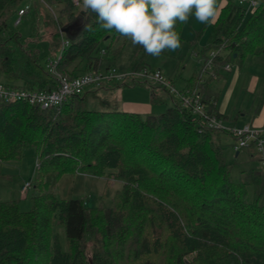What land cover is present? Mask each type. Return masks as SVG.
Wrapping results in <instances>:
<instances>
[{
	"label": "trees",
	"instance_id": "obj_1",
	"mask_svg": "<svg viewBox=\"0 0 264 264\" xmlns=\"http://www.w3.org/2000/svg\"><path fill=\"white\" fill-rule=\"evenodd\" d=\"M23 1L0 0V75L21 82L20 88L51 92L58 80L49 72L50 59L45 56L43 64L37 48L8 24ZM56 3L70 22H79L77 32L51 33V50H60L63 39L69 42L56 55L58 75L72 80L101 72L104 59L119 58L123 47L114 43L126 38L100 28L95 15L72 0ZM210 24L201 68L182 92L198 90L206 112L223 120L209 83L227 64L264 55V0L252 13L238 0H219ZM219 48L202 74L208 54ZM147 59L140 48L129 72L150 69ZM134 85L151 90L153 105L161 102L156 86L167 91L126 81L91 87L60 108L0 103V160L20 159L32 148L38 168L30 210L22 211L16 200L0 202V264H264V169L257 167L262 155L251 153L249 167L235 170L224 157L222 131L201 127L177 98L162 114L141 115L100 96ZM84 170L122 184L112 207L90 209L81 199L58 198L60 177ZM93 218L97 225L90 229ZM56 225L65 227L66 251L54 235ZM84 240L96 244L91 258Z\"/></svg>",
	"mask_w": 264,
	"mask_h": 264
},
{
	"label": "rangeland",
	"instance_id": "obj_2",
	"mask_svg": "<svg viewBox=\"0 0 264 264\" xmlns=\"http://www.w3.org/2000/svg\"><path fill=\"white\" fill-rule=\"evenodd\" d=\"M58 1L51 0L50 3H46L44 0H24L21 6L22 8L25 9L28 6L34 5L36 6L35 10L28 11L21 19L19 25H17V21L19 20L18 16H13L8 20V24L19 32L30 46L37 48L42 60L45 56H48L50 60H54L56 55L58 57L61 56V48L57 51L50 49V41L52 40L50 38L51 33H59L62 37L65 34L63 32L64 29H70L72 33L79 30L78 20L70 22L67 15L63 14V6L56 3ZM78 8L80 11L82 10L80 7ZM46 22L49 27L46 25ZM177 30L180 32L182 47L176 51L164 52L159 57L148 55L147 63L151 71L160 70L166 80L174 82V87L177 91H182L186 88L187 82L195 75L197 70H200L201 62H203L201 52L208 45L213 29L211 24H202L192 17L188 23L178 24ZM35 32H37V35H34ZM114 46L115 49L121 46L123 47L120 56L117 60L112 61L104 59L101 72L106 74L108 71L107 68H110L115 69L119 75H125L129 72L141 47L133 46L129 40L125 41L123 38L117 40ZM42 63L44 64L45 61L43 60ZM238 71L239 67L233 65V70L226 72L232 73ZM242 72H250L252 75L263 76L264 55L246 58ZM216 81L214 87L223 94L220 99V104L223 113L227 115V119L222 120V126L244 128L246 125H250L251 121L246 116L238 119V121H234V119L240 109L242 111L248 110L249 112L250 109L252 112L256 110L255 108L258 105H256L253 99L261 92L263 80H260L256 94H251L245 89L243 86L244 79H240V82L237 81L238 83L236 82L234 88H232L231 78H229L228 82L225 78H217ZM0 82L11 86L21 85V82L7 80L3 75H0ZM156 87L161 102L155 105L151 103V93L147 86L134 85L131 88L119 87L120 90L114 92V95L100 94V96L109 97L112 103L117 106L119 102L120 105L118 108L120 110H122V103L147 105L151 107L150 114L159 115L174 105L173 98H175V95L168 93V89L166 91L159 86ZM230 88L233 89V93L230 91ZM253 105L254 108L252 107ZM220 144L223 147L226 162L231 166L233 165L235 170L249 167L247 164L250 162V154L257 153L256 150L249 148L239 151L240 153L237 156L238 151L235 145L238 144V141L223 131L220 135ZM256 156L258 159L260 158L258 155ZM257 167L264 169L263 161H258ZM37 175V153L35 149H25L20 159L0 160V202L16 200L19 202L22 211L30 210V197L33 192L32 187L36 183ZM108 180L106 176H94L87 170L83 172L69 171L58 180L55 193L62 200L81 199L90 209L98 207L106 209L112 207L116 192L122 188V184L116 181L115 177L108 178ZM182 183L183 181H181ZM30 184L31 187L24 191L25 187ZM96 225V221L93 218L90 229L95 228ZM53 232L57 236L62 250L66 251L67 237L65 227L56 225ZM83 248H85L87 257L91 258L96 244L94 241L84 240Z\"/></svg>",
	"mask_w": 264,
	"mask_h": 264
},
{
	"label": "built area",
	"instance_id": "obj_3",
	"mask_svg": "<svg viewBox=\"0 0 264 264\" xmlns=\"http://www.w3.org/2000/svg\"><path fill=\"white\" fill-rule=\"evenodd\" d=\"M74 3H78V0H72ZM241 4H247V13H252L256 10L258 6L257 0H238ZM30 10V6L21 8L17 21V25L20 24L21 19ZM69 42L65 39L62 41L61 46V56L68 46ZM222 48L214 50L210 54L208 62L204 65L202 69V74L206 73L213 66L214 59L220 54ZM60 56V57H61ZM58 57V58H60ZM56 58L50 60L48 63L49 72L57 77L58 88L51 91H39V90H29L25 88H20L18 86L6 85L0 82V103H15L21 102L28 105L38 106L41 109L48 110L54 108L62 107L69 99L76 95H82L87 89L95 86H103L106 84L113 83H124L128 80L129 82L141 83V84H156L169 90V93L175 95V98L180 100L183 107L191 109L195 119H197L198 124L201 127L208 126L209 128H214L223 132H227L233 138L238 141L235 145L236 150L239 152L243 149H249L253 147L258 154L262 155V161L264 166V127L257 128L252 126H245L244 128L237 127H223L222 120L211 117L205 110L202 103V97L198 90L193 92L187 91L183 93L182 91H177L174 87L173 82L166 80L160 70L151 71L150 69H144L138 72H128L125 75H119L115 69H110L106 74L102 72H95L91 74L82 75L69 80L65 77L58 75L56 71ZM225 71H231L233 69L232 64H227L225 66ZM31 185H27L24 189L28 190Z\"/></svg>",
	"mask_w": 264,
	"mask_h": 264
},
{
	"label": "clouds",
	"instance_id": "obj_4",
	"mask_svg": "<svg viewBox=\"0 0 264 264\" xmlns=\"http://www.w3.org/2000/svg\"><path fill=\"white\" fill-rule=\"evenodd\" d=\"M105 31H115L153 57L182 47L178 24L194 17L202 24L216 19L219 0H78ZM92 30L90 23L85 25Z\"/></svg>",
	"mask_w": 264,
	"mask_h": 264
},
{
	"label": "crops",
	"instance_id": "obj_5",
	"mask_svg": "<svg viewBox=\"0 0 264 264\" xmlns=\"http://www.w3.org/2000/svg\"><path fill=\"white\" fill-rule=\"evenodd\" d=\"M259 1L260 0H258V2ZM202 61H203V59H202ZM245 61H246V59H244L243 62L240 63V64L239 63L234 64V66L237 65L239 67V71L238 72L227 73L226 71H221L220 77H218V78H221V79L225 78V80L227 82L229 81V78H231L232 79V88L235 87V84H236L237 81L240 82V79H242V80L244 79V81H243V84L244 85L243 86L251 94H254V93L256 94V89H257V87H259L260 80H263V86L261 85V87H262L261 88V92L258 95H256L254 97V99H253V100H255L256 105H258L255 108L256 110L254 112H252V110L250 109V112H249L248 110H243L242 111L240 109V111L238 112V114L236 115V117L234 119V121H238V119L246 116L251 121V124L250 125H246V126L263 128L264 127V101H262V99H264V75L263 74H259V75H263V76H257V75L250 74V72H245V73L242 72L243 65H244ZM201 63H203V62H201ZM198 72L199 71L197 70V72L195 73V75ZM215 82H217L216 81V78L213 79V81H211L209 83V86H208V90L207 91H210L211 92V95H212V97L214 99L217 98L219 111L223 115V119H227V115H225L223 113L222 106L220 104V99H221V97H222L223 94L221 92H219V91L216 90V87H214ZM135 86H141V85H135ZM143 87H146V86H143ZM124 88H131V86H129V87L128 86H125ZM232 88H230V91H232V93H233V89ZM119 90L120 89H118L117 91H119ZM149 91L151 93V103H152V92H151L150 89H149ZM207 94H208V92H207ZM121 107H122V111L127 112V113H135V114H141V115H148V114L151 113V111H150L151 110V107L150 106H147V105H135V104H125V103H122L121 104ZM252 107L254 108V105Z\"/></svg>",
	"mask_w": 264,
	"mask_h": 264
},
{
	"label": "water",
	"instance_id": "obj_6",
	"mask_svg": "<svg viewBox=\"0 0 264 264\" xmlns=\"http://www.w3.org/2000/svg\"><path fill=\"white\" fill-rule=\"evenodd\" d=\"M64 33H69L70 32V29H64L63 30ZM239 155V153L237 152V156Z\"/></svg>",
	"mask_w": 264,
	"mask_h": 264
}]
</instances>
